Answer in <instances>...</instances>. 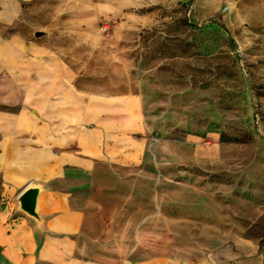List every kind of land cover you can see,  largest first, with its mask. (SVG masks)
<instances>
[{
	"label": "rangeland",
	"instance_id": "1",
	"mask_svg": "<svg viewBox=\"0 0 264 264\" xmlns=\"http://www.w3.org/2000/svg\"><path fill=\"white\" fill-rule=\"evenodd\" d=\"M0 39L23 44L25 120L48 122L41 62L105 156L45 185L91 213L68 235L0 175V264H264V0H0Z\"/></svg>",
	"mask_w": 264,
	"mask_h": 264
},
{
	"label": "crops",
	"instance_id": "2",
	"mask_svg": "<svg viewBox=\"0 0 264 264\" xmlns=\"http://www.w3.org/2000/svg\"><path fill=\"white\" fill-rule=\"evenodd\" d=\"M24 64L23 44L16 39H0V104L10 107L7 110H0V175L4 178L5 184L10 183L16 188L21 186V194L28 187H39L37 211L40 219L35 218L38 228L55 235H68L88 220L90 212L75 210L70 201L71 196L67 192L56 188L50 190L45 185L61 180L60 177L65 175V167L72 157L79 161L84 158L86 162L90 160L97 163L105 156L98 139L89 140L87 129L81 124L84 121L83 118H86V110L78 115L80 126H73L70 108L66 105L57 107V101L54 98L57 92L62 91L65 97L66 90L69 88L65 82L56 83L55 74L41 70L43 68L41 62H39L41 66L38 64V71L34 73L33 81L35 82L31 86L35 95L38 96V111H44L47 106L48 122L41 123L40 116L37 114H33L30 121L25 120V112L21 105L24 90L30 86H26L24 80L31 78V75L29 72L25 73ZM64 97H62V103L67 102ZM57 111L58 114H56ZM73 145L79 147V150L71 154L69 151ZM81 155H88V157ZM109 159L113 157L110 156ZM125 159L128 164L131 163L130 157ZM37 181L44 183L46 188L37 184ZM45 191L49 192L50 202L43 206L40 204V198ZM27 216L30 217V215ZM103 253L102 249L96 248L83 255L98 258ZM63 255L72 257L77 253L75 250L72 252L65 250ZM124 262V264L132 263L129 259ZM66 264L109 263L72 257Z\"/></svg>",
	"mask_w": 264,
	"mask_h": 264
},
{
	"label": "water",
	"instance_id": "3",
	"mask_svg": "<svg viewBox=\"0 0 264 264\" xmlns=\"http://www.w3.org/2000/svg\"><path fill=\"white\" fill-rule=\"evenodd\" d=\"M39 194L40 188L37 186H32L25 189L19 196L21 209L36 219H40L39 213L37 211Z\"/></svg>",
	"mask_w": 264,
	"mask_h": 264
}]
</instances>
